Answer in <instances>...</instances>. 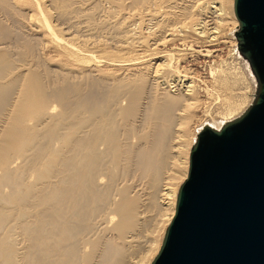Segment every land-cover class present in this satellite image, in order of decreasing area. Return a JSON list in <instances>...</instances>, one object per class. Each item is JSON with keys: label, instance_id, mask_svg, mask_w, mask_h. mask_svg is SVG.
Masks as SVG:
<instances>
[{"label": "bare ground", "instance_id": "obj_1", "mask_svg": "<svg viewBox=\"0 0 264 264\" xmlns=\"http://www.w3.org/2000/svg\"><path fill=\"white\" fill-rule=\"evenodd\" d=\"M102 1L110 5L107 13L101 11L109 22L102 20L116 21L109 26L122 29L126 34L121 36L133 40L130 44L141 42L137 25L154 29L149 34H166L162 40L193 36L212 44L226 15L234 16L233 0H226L229 6L224 0ZM42 3L0 0V12L10 23L15 22L9 13L22 12L21 22L40 34L55 54L54 60L36 56L40 40L33 49L11 36L0 39H8L0 42V264H138L127 249L137 243L147 205L160 199L172 219L179 188L174 182L186 178L177 165L187 144L183 146L179 134L185 123L179 121L194 106L193 82L182 83L188 78L180 75L170 54L155 69L148 65L144 72H124L117 83L107 73L102 78L97 68L102 61L94 51L84 50L95 42L85 39L80 47L69 33L70 40L58 34ZM69 4L71 9H66L76 12V3ZM55 11L67 17L65 9ZM88 17L85 28L93 20ZM99 23L97 28L105 27ZM93 29L89 31H98ZM75 38L78 43L80 38ZM47 52L42 49V54ZM123 59L109 62L128 67L135 61ZM99 76L103 81L111 78V83L99 82ZM175 85L180 90L173 94L169 88ZM184 160L187 171L189 157Z\"/></svg>", "mask_w": 264, "mask_h": 264}, {"label": "water", "instance_id": "obj_2", "mask_svg": "<svg viewBox=\"0 0 264 264\" xmlns=\"http://www.w3.org/2000/svg\"><path fill=\"white\" fill-rule=\"evenodd\" d=\"M236 49L253 99L189 151L172 219L150 264H264V0H233Z\"/></svg>", "mask_w": 264, "mask_h": 264}, {"label": "rangeland", "instance_id": "obj_3", "mask_svg": "<svg viewBox=\"0 0 264 264\" xmlns=\"http://www.w3.org/2000/svg\"><path fill=\"white\" fill-rule=\"evenodd\" d=\"M41 1L45 3V4L42 3V8L46 7L44 9H47V12H46V10L44 12L47 14V16L49 18L52 16L51 17L52 21L48 18V21L51 22V23L50 22L49 23L51 25H55V27L54 26L53 27L56 29L58 34H59V32H61L62 34L61 33L60 34L65 36V38H68V36L71 38L74 36V38H75V36H76L77 40L79 37L80 38L79 42H81V43H79V42L77 43V41L75 42L74 40H76V38L75 39L70 38V39L76 45L79 44L80 47L84 46L83 45L84 43H82V41H84L85 39H86L85 42H87V43L89 42V40H90V43L95 42V46L90 45V49L92 51L89 50V45L87 46V48H84V50H86L87 52L90 51L89 53H92L94 51L92 54L96 57L97 60L102 61L99 63L100 65L99 64L97 65L98 66L97 68L101 69V70H99V72L101 71L100 76L102 78H104L106 73H107L108 74L107 77L108 76H111V78L114 77V80H112V82L114 81V83H117L118 82L117 80H119V79L121 80V77L125 76V74H130V73L136 72L137 70H135V69H138L139 72H144L149 67H150L149 69H152L151 67H153V69H155V67L158 63H161L162 61H164V56L166 54L172 55V59H173L172 62L174 63L173 65H175L176 68L178 67L177 69L179 70L181 76L186 75L188 78L187 81L182 82V83L188 84L192 81L193 85H194V89H195L194 106H192L193 108L190 110L189 113H186L187 116H189V117L186 116L188 119L186 117H184L185 120L183 119V121H181V120L179 121V122H181L180 125H183L185 123L182 127H179L180 128L179 134L181 135L182 144L184 146L185 143H187L186 147L184 146L185 153H183L184 151H182V153L179 154L180 156H178L180 161L177 163V165L181 166L180 170H178V171H180V172H178L179 174L184 172L183 175L184 176L187 175V171H185L183 168L185 166V164H184L185 162L183 163V161H185L184 158L189 157L188 152L190 151L191 146L195 142L196 135L199 132V130L205 124H214L217 126H221V124H223V122L225 123V122H228V121L236 118L247 108V106L251 103V101L253 99V94L255 91V80H254V77H253L249 67H248L247 62L237 52L236 41L234 38V32L237 28L238 22L236 21L235 17L232 15L231 16L229 14L226 15V18L224 19L225 25L223 24V27H220V33L218 35V38L212 44L211 43L208 44V42L206 43V41H200L199 39H197L193 36H190L189 38H186L184 40H182V38L180 39L179 36L175 37L176 39H174L172 37V40L170 38H168V39H170L168 41H167V38L165 40H162V38H165L166 34L158 33V30L157 31L155 30V32H156V33L154 32L155 34H149L154 29L149 28L147 25L146 26L143 25L142 28L140 26L138 27V25L136 26L137 27L136 33L140 37L141 42L139 44L137 42L136 43L132 42L130 44L132 39L128 40L127 36L125 35L126 33L123 32L122 29H119L122 32V34H121V32L118 29L113 27L116 29L115 30L112 27H110L111 25L109 26V24H112V26H113L114 20H111V22L109 24L107 23L108 25L106 24V21L109 22V20H107L105 18L106 17L105 15L108 11V8L110 7V5L106 4V1H102V0L101 1H99V0H79V1H77V0H75L76 2L75 1L74 2L76 4L72 2L73 0H70V1L69 0H49V2L51 1L50 3L48 2V0H44V1L41 0ZM98 1H99V3H98ZM224 1H225V4H227L229 2L226 0H224ZM230 1L232 2V0H230ZM78 2H80V3H78ZM69 3H71L72 5L75 4L74 6H76V7H74L72 5L71 6H72V9H74V8L76 9V12H74L75 9L70 10L71 12L72 11L74 12L71 14L69 12V10H67V9H71V8H68L70 6H67V4H69ZM78 4H80V5H78ZM103 4H105V5H103ZM100 5H101V7H100ZM229 5H232V3H228V6ZM226 8H227V5H226ZM59 9L62 11H64V9H65V11H67L66 16L68 17V19H67V17H61L60 15L57 16V14H56L57 11H55V10H59ZM101 11H105L106 13L104 12V14H103V12H101ZM211 11H213V10H211ZM230 11L232 13V10H230ZM48 12L49 13L51 12V14L48 15ZM20 14L22 15V12L18 13V14L14 13V12L9 13V16L12 15L10 17H12L14 19V22H15V23H12V22L10 23V21L6 19L8 17L5 18L3 13L0 12V39H2L4 36L5 37L11 36L10 38L13 37V38H16L17 40L19 39V43H18L19 45L26 46L27 44L28 45L31 44V46H29V47L34 46L33 49L37 48L38 45L36 46V44L40 40V47L38 46L39 50H37L38 48L36 49L38 54L37 55L35 54V55L39 56L41 53L42 56H44L46 58L48 57L47 59L45 58L46 60H48L49 58L51 60V58L53 56L55 57L54 52L53 51L51 52L52 49H50V48L48 49L49 46L46 48V44H44L43 40L41 39V35L40 34L38 35L35 32V30L32 29L31 26L27 25V23L25 24V23L21 22L24 19L21 17ZM80 15H81V18H80ZM56 16H57V18H56ZM85 16H86V18H85ZM72 17H74V18H72ZM87 17H88V19L91 18V20L93 18V20L92 21L89 20V27L85 28V26H88L87 25V21H88ZM62 18H64V19H62ZM103 18H104V20L106 19L105 22H104V20H102ZM57 20H59L58 23H57ZM63 20L65 22V25L60 24L63 22ZM84 21H85L86 25H84L85 24ZM94 21H96L97 23ZM99 22H101L105 25L104 28L101 26L103 29L97 28L96 24H99L98 27H100V25H102ZM82 23H84V24H82ZM93 23H95L94 27L92 25ZM115 23H116V21L114 22V25H115ZM69 25H70V27L68 28ZM80 25L81 26L84 25V26L80 27ZM23 26H24V29H23ZM73 26L80 27L81 30H79L78 32H75V31L73 32V30L77 28V27L75 28ZM17 27H18V29H17ZM70 28H72V29H70ZM82 28L84 29V31L82 30ZM90 28L95 30V31L96 30L99 31V29H100V32L97 31L95 33L92 30L89 31ZM86 29H88V30H86ZM22 30H24L25 32ZM71 30H72V32H71L72 34L70 33ZM77 30H78V28H77ZM87 31L91 32L92 36ZM115 31L116 32L118 31V32L116 33ZM138 31H140V32L138 33ZM84 32H85V36L83 35ZM105 32H107V34ZM63 33H65V34H63ZM68 33L70 35H68ZM123 33H125L124 36H126V37L121 36V35H123ZM88 34H90V35L88 36ZM95 35H96V37H95L96 39L92 38ZM88 37L90 39H88ZM115 37H116V39L117 38L118 39L116 40ZM119 40L121 42L124 41V42H122L124 46H121L122 44ZM1 41L8 42V39L7 40H1ZM41 41L43 42L42 45H41ZM91 41H93V42H91ZM96 41H97V43L100 42L101 45L99 44L96 47V44H97ZM125 41H127V43H129V45H127V43ZM102 42H106V43L104 44ZM2 44L0 46H4V44L3 45ZM35 46H36V48H35ZM98 46H100V47H98ZM115 46H116V48H115ZM126 46H129V47L126 48ZM91 47H93L94 50ZM95 47H96V49H95ZM113 47H114V49H113ZM123 47H124V49L121 50ZM45 48L47 50H45ZM42 49H43L44 53H46L47 51H50L51 53L47 52L46 55L44 53H43L44 54L43 55ZM99 49H101V50H99ZM116 49H118V50H116ZM120 50L122 53L120 52ZM206 50L210 52L208 56L205 55V54H208V53H206ZM36 51H35V53H36ZM199 51H200V53H198ZM33 53H34V50H33ZM52 54H53V56H52ZM112 57H114V58H112ZM119 58H122V59L125 58L123 60H135V61L132 62L133 64L129 65L128 67L127 66H121V65H120L121 67H119L118 66L119 64L116 65V62H109L110 60L116 61ZM52 60H54V59L52 58ZM120 61H122V60H120ZM45 64H47V63H45ZM53 64L55 65L56 63L55 62L52 63V66H50L52 69L56 68ZM49 65L47 64V66H49ZM148 65H150V66L148 67ZM141 67H142V69H139ZM132 68H133V70H132ZM123 69H124V71H123ZM102 71H103V73H102ZM126 71H127V73H126ZM124 72H125V74L123 75ZM99 77H97L96 79H98ZM101 77L98 80L99 82L103 81V79ZM107 77H105V78H107ZM146 77H147V75H146ZM110 79L109 78H108V80L104 79V81H107L106 84L111 83ZM108 82H110V83H108ZM102 86L104 87V85H102ZM170 87H172V86H170ZM177 89L180 90V87H178L177 85H175L174 88H171V89L169 88V90H171V92L173 94L178 93ZM186 119H187V121H186ZM180 125H177V126H180ZM176 132H178V131H176ZM186 152H187V154H186ZM170 161H172V160H170ZM172 167L175 168V166H173V165H172ZM182 182L179 183V181H175L174 182V184L176 183L175 187L178 188ZM159 201H160V199H159ZM158 202H157V204L155 203L156 205L154 203L147 205V208H146L147 212L145 211L146 215H144L145 213L142 215L143 216L142 219H144V222L141 219L142 223H143L142 227L139 228L140 230L138 229V231L136 233V235L137 234L139 235V236L137 235V238H138L136 241L137 243H135L132 246L129 245L128 247H130V248L127 249L130 251L133 250L134 256L131 259V261H135L138 264H143V263L144 264H150L152 262L153 258L155 257V255L157 254V252L161 246V242H162L166 227L168 226V223L171 220V216H170L171 214H169V213H172V211L171 210L169 211V209H166L167 211H165L164 209L167 206L163 205V207H162L160 205V203H158ZM158 210H160V211H158ZM160 213L163 214V216ZM164 213L166 215H164ZM149 215H151V216H149ZM165 218H166V221H163ZM167 218H170V219H168V221H167ZM158 219H160V220H158ZM143 225H145V226H143ZM136 244H138V245L136 246ZM86 251H89V250H86ZM139 260H141L142 263H140L141 261H139Z\"/></svg>", "mask_w": 264, "mask_h": 264}]
</instances>
